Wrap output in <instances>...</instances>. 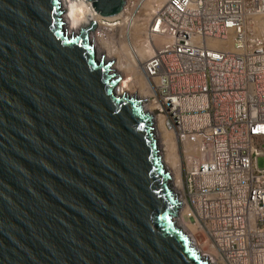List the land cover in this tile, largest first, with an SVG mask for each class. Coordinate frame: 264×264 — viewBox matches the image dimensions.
I'll list each match as a JSON object with an SVG mask.
<instances>
[{"label": "water", "instance_id": "1", "mask_svg": "<svg viewBox=\"0 0 264 264\" xmlns=\"http://www.w3.org/2000/svg\"><path fill=\"white\" fill-rule=\"evenodd\" d=\"M64 12L0 0V264H211L175 226L154 114Z\"/></svg>", "mask_w": 264, "mask_h": 264}, {"label": "built area", "instance_id": "2", "mask_svg": "<svg viewBox=\"0 0 264 264\" xmlns=\"http://www.w3.org/2000/svg\"><path fill=\"white\" fill-rule=\"evenodd\" d=\"M142 5L95 13L91 39L131 29ZM263 14L264 0H165L145 23L141 100L175 138L182 216L211 264H264Z\"/></svg>", "mask_w": 264, "mask_h": 264}, {"label": "bare ground", "instance_id": "3", "mask_svg": "<svg viewBox=\"0 0 264 264\" xmlns=\"http://www.w3.org/2000/svg\"><path fill=\"white\" fill-rule=\"evenodd\" d=\"M164 1L165 0H143L142 6L143 8L146 7L144 8V10L146 9L147 12L144 13V11L142 12L141 10L142 14L144 13L143 15L140 13L143 17H139L141 15L137 16L131 29L120 28L119 31H117L118 33H121V36H118V38L122 37L121 38L122 40L119 41V44L117 43L116 40L113 39L114 38L113 36L107 38H98L97 40L92 37L93 39L92 40L90 36V32L92 30L88 32L89 40L90 41L92 40L94 44L95 54L100 55V53H103L102 55L104 56L105 61H112L111 60L112 56H116L117 58L116 63L113 62L110 67L117 74L119 75L121 74L120 75L121 78L116 86L118 94H121L122 92H127L128 94L135 95L133 94V90L131 89L137 87L139 88V92H140V96H137V98L141 97V99H143L142 96L145 94L148 95L150 92L148 89V84L146 79L139 72L142 62L152 52V44L147 43L144 39V29H145V23L148 19V15L150 14V11H152L154 4L156 3V5H161ZM62 4L63 7L65 8L64 18L67 21L66 26L69 32H77L81 28H85L87 23H89L91 19L95 18V12L92 9L91 3L88 0H62ZM263 15H260L261 19L260 17L254 18L255 27L257 26V28L260 27V29H264ZM114 17H117V15L112 16L110 18H114ZM80 26H84V27H81L79 29ZM262 32L264 33V31ZM160 41L161 40L157 39L155 43L157 44ZM142 103H143L142 104L143 108L150 112L151 111L150 106L147 107V104H145L143 100ZM154 118H157L158 121L160 122L159 117L155 116ZM155 136L160 140L159 142L163 141V144L165 145L164 148L166 150V157L164 159V165H166V167H170L173 169L172 174L171 173L170 174H171V179L174 182L171 185L174 191H177L176 189H178L177 194H179L180 166L178 163V156L176 152L175 138L171 133L166 132L165 130L162 131V134H160L157 129L155 130ZM179 202L181 201L179 200ZM179 207L180 208L183 207L182 202L177 208ZM175 226L188 235L192 245L198 250L199 254L202 256L199 247L197 246V244L193 242V240L189 236L191 229L190 232H187V225L180 222V220H175ZM191 228H193L192 231H195L196 229L195 226Z\"/></svg>", "mask_w": 264, "mask_h": 264}, {"label": "rangeland", "instance_id": "4", "mask_svg": "<svg viewBox=\"0 0 264 264\" xmlns=\"http://www.w3.org/2000/svg\"><path fill=\"white\" fill-rule=\"evenodd\" d=\"M147 7H149V6H147ZM144 8H146V7H144ZM144 8H143V6H142V12L144 11V13H146L147 11H146V9L144 10ZM141 10H140V12H139V14L137 15V16H139V15H141L142 14V12H141ZM153 10V9H152ZM141 13V14H140ZM143 13V14H144ZM142 14V15H143ZM139 16V17H143V16ZM264 16V15H263ZM263 16H262V18H263ZM257 18L258 17H260V19H261V16H256ZM259 21V20H258ZM255 21H254V19H252L251 20V26H254L255 25V23H254ZM81 27H84V26H80L79 27V29L81 28ZM257 32H260V33H263L262 31H264V29H260V27H258L257 28V26L255 27H253ZM262 30V31H261ZM118 34H120V35H118ZM264 34V33H263ZM118 36H121V33H118L117 32V36H115L114 35V40H116L117 41V43L119 44V41L120 40H122L121 38L122 37H119L118 38ZM96 40H97V38H96ZM103 53H100V55H102ZM97 57H99L100 55H98V54H95ZM112 59V61L113 62H115L116 63V56H112L111 57ZM112 62V63H113ZM140 72V74L142 75V73H141V71H139ZM121 75V74H120ZM131 90H133V94H135L136 96H140V92H139V88H137V87H134V88H132ZM142 95V94H141ZM145 96H147L146 94L145 95H143L142 96V98H144ZM139 99H141V97L139 98ZM145 104H146V102H144ZM143 104V103H142ZM147 107H149V105H147ZM151 109V108H150ZM151 112V111H150ZM155 117V116H154ZM154 126H155V130L157 129L158 131H159V133L160 134H162V131H164V129H163V127H162V125H161V123L158 121V119L157 118H154ZM161 128H162V130H161ZM156 137V136H155ZM157 139V143H158V146H159V148H160V154H161V159L163 160V165H164V159H165V157H166V150H165V145L163 144V141H161V142H159L160 140L158 139V138H156ZM161 144V145H160ZM164 157V158H163ZM257 163H258V165L261 167V166H263L264 165V160H263V157H258V159H257ZM164 167H166V165H164ZM169 171H170V173L172 174V168H170V167H166ZM170 168V169H169ZM171 184L174 182V181H172V179H171ZM173 189V188H172ZM174 190V189H173ZM177 191H174L176 194L178 193V189H176ZM179 195V194H178ZM179 218V219H178ZM182 218V219H181ZM175 220H180V222H182V223H184L185 225H187V232H190V229H191V232L189 233V236L191 237V239L193 240V242L195 243V244H197L196 243V241L194 240V238L192 237L193 235H198V232H197V229H195V231H192V229L193 228H191V227H193L194 226V224L191 222V221H188V220H186L183 216H182V208H177V215H176V217H175ZM189 225V226H188ZM191 225V226H190ZM190 227V228H189ZM189 229V230H188ZM198 246V245H197Z\"/></svg>", "mask_w": 264, "mask_h": 264}]
</instances>
